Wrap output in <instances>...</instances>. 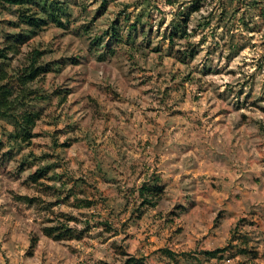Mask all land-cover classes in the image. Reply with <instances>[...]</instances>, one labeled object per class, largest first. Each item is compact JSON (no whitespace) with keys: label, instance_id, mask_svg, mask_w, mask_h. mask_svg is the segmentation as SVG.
Wrapping results in <instances>:
<instances>
[{"label":"rangeland","instance_id":"1","mask_svg":"<svg viewBox=\"0 0 264 264\" xmlns=\"http://www.w3.org/2000/svg\"><path fill=\"white\" fill-rule=\"evenodd\" d=\"M7 46L0 264H264V0H0Z\"/></svg>","mask_w":264,"mask_h":264},{"label":"trees","instance_id":"2","mask_svg":"<svg viewBox=\"0 0 264 264\" xmlns=\"http://www.w3.org/2000/svg\"><path fill=\"white\" fill-rule=\"evenodd\" d=\"M4 3L9 5H23L28 3L30 0H2ZM19 19L22 23L28 25L31 28H40L47 24L46 19H41L36 16L26 15L24 13H20ZM54 21L61 24L57 18H54ZM21 37V36H20ZM18 38L16 43L22 42V38ZM15 47V46H14ZM13 50L12 46H7L5 48L0 49V58L7 57V51ZM32 61L28 66L23 67L22 72L18 75L17 81L21 86H25L27 83L33 81L39 74L40 71L39 66H35ZM8 93L7 89H1V97H0V117H10L14 124V138L20 139L22 141L28 140L31 136V128L34 125L35 120L38 118L37 112H27L23 111L18 114V116H13L9 111V106L11 105L8 97L6 96ZM41 172V171H39ZM38 172V173H39ZM139 195L142 198L141 203L154 206L156 203V199L160 195V188L157 185H148L143 183L139 187ZM43 232L46 236L52 237L55 240H61L64 238H69L72 236V230L67 228L66 226H50L45 227ZM224 248H217L214 250H206L204 254L207 257H215L217 253L222 252ZM123 264H146L142 257H134L133 255H128Z\"/></svg>","mask_w":264,"mask_h":264}]
</instances>
